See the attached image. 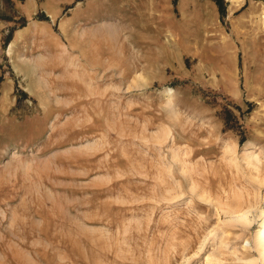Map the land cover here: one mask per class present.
<instances>
[{
    "label": "rangeland",
    "instance_id": "rangeland-1",
    "mask_svg": "<svg viewBox=\"0 0 264 264\" xmlns=\"http://www.w3.org/2000/svg\"><path fill=\"white\" fill-rule=\"evenodd\" d=\"M222 9L0 0V264H264V0Z\"/></svg>",
    "mask_w": 264,
    "mask_h": 264
},
{
    "label": "bare ground",
    "instance_id": "bare-ground-1",
    "mask_svg": "<svg viewBox=\"0 0 264 264\" xmlns=\"http://www.w3.org/2000/svg\"><path fill=\"white\" fill-rule=\"evenodd\" d=\"M236 220L248 222L247 213L238 217ZM254 246L257 249L260 257L264 260V225L262 230H259L255 235Z\"/></svg>",
    "mask_w": 264,
    "mask_h": 264
},
{
    "label": "trees",
    "instance_id": "trees-1",
    "mask_svg": "<svg viewBox=\"0 0 264 264\" xmlns=\"http://www.w3.org/2000/svg\"><path fill=\"white\" fill-rule=\"evenodd\" d=\"M214 1L216 2L217 6L219 7L220 12H222L223 11V9H222V0H214Z\"/></svg>",
    "mask_w": 264,
    "mask_h": 264
}]
</instances>
